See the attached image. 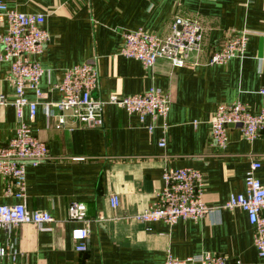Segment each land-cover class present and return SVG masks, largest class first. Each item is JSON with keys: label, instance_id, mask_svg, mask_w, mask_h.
I'll list each match as a JSON object with an SVG mask.
<instances>
[{"label": "crops", "instance_id": "obj_1", "mask_svg": "<svg viewBox=\"0 0 264 264\" xmlns=\"http://www.w3.org/2000/svg\"><path fill=\"white\" fill-rule=\"evenodd\" d=\"M23 14H42L49 33L37 59L46 74L40 80L44 98L31 120L32 134L48 147L51 159L27 169L25 198L6 197L0 176V205H24L29 212H49L57 221L52 231L31 225L0 228V248L8 256L0 264H164L170 253L186 259L216 254L228 264H264L254 247V230L241 210H214L204 219L142 225L131 218L155 201L167 168L200 171L204 199L211 208L224 206L231 195L245 192L252 163L264 186V136L247 141L231 127L229 143L220 148L210 138L209 122L221 104L240 101L259 112L264 99V0H0ZM176 16L199 19L205 29L201 65L174 67L160 59L149 69L119 55L122 33L143 29L166 37ZM5 25L0 24V32ZM233 31H247L245 57L227 65L206 66L208 58ZM96 61L99 88L94 98L135 96L151 88L167 91L171 109L163 130L161 120L149 133L152 120L142 123L115 106H106L102 128H81L55 110L46 117L43 105L61 99L55 85L65 72ZM9 64H0V94L13 101L7 81ZM33 102L36 96L26 92ZM56 116H55V115ZM64 119V120H63ZM19 122L12 105L0 107V145L15 136ZM165 140L166 147L159 144ZM118 206L112 207L111 197ZM83 203L88 209V250L76 251L73 232L85 227L68 222V208ZM103 217L101 222L96 220ZM150 227V231L147 230Z\"/></svg>", "mask_w": 264, "mask_h": 264}, {"label": "built area", "instance_id": "obj_2", "mask_svg": "<svg viewBox=\"0 0 264 264\" xmlns=\"http://www.w3.org/2000/svg\"><path fill=\"white\" fill-rule=\"evenodd\" d=\"M45 22L46 18L42 14L19 13L0 1V24L5 25V30L0 32V64H9L7 81L14 89L11 102L0 94V107L12 105L19 122L15 136L6 145H0V176L6 182V197L25 198L27 169L36 168L51 159L47 145L32 134L30 125L24 121V109H29L33 120L39 102L44 98L40 80L46 72L37 58L43 54L50 38ZM204 34L205 29L199 19L176 16L166 37L143 29L123 32V46L119 55L140 62L146 69L152 68L160 59L168 60L174 67L199 66L201 63L198 58L202 52ZM248 40L247 31L231 32L205 65L224 66L233 59L244 58ZM99 83L96 61L68 69L61 82L54 86L61 95L60 101L43 105L46 117L53 116L55 110L60 118L75 120L81 128L93 130L103 127L105 107L115 106L130 115H138L142 123L150 117L152 125L148 127L149 133L155 130L158 120L164 122V131L168 129L165 121L172 99L167 91L151 88L139 95H114L107 101H102L94 98ZM27 91L35 94L36 101L26 99ZM260 95L264 99V89ZM209 127L212 142L222 149L228 146L231 127L238 128L247 141H254L264 136V105L255 113L240 101L221 104L211 118ZM159 146L165 148V140ZM260 168L258 162L252 163L245 178L244 194L231 195L229 201L219 208H211L206 204L205 180L200 171L167 168L163 173V187L156 193L154 203L131 219L146 226L162 222L173 227L180 221L198 222L214 210H241L253 227L254 247L259 258L264 260V186L256 177ZM118 203L117 196L111 197L112 207L118 206ZM67 220L85 225L73 232L76 251L85 253L90 235L87 206L72 203L68 208ZM102 220L103 217L100 216L96 221ZM55 223V218L46 211L29 212L24 205H0V228L9 233L15 227L23 225H31L41 231H52ZM147 230L150 231V227ZM7 256V249L0 248V262ZM164 264H228V259L210 253L178 259L168 253Z\"/></svg>", "mask_w": 264, "mask_h": 264}]
</instances>
